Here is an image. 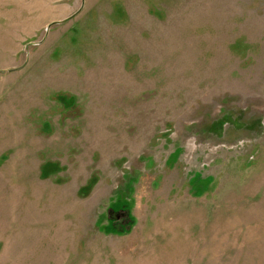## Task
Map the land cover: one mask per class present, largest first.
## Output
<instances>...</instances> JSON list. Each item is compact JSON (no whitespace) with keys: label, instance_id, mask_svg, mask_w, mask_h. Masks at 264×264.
I'll use <instances>...</instances> for the list:
<instances>
[{"label":"rangeland","instance_id":"1","mask_svg":"<svg viewBox=\"0 0 264 264\" xmlns=\"http://www.w3.org/2000/svg\"><path fill=\"white\" fill-rule=\"evenodd\" d=\"M0 264H264V0H0Z\"/></svg>","mask_w":264,"mask_h":264},{"label":"water","instance_id":"2","mask_svg":"<svg viewBox=\"0 0 264 264\" xmlns=\"http://www.w3.org/2000/svg\"><path fill=\"white\" fill-rule=\"evenodd\" d=\"M54 24H57V23H53V24H51V25L49 26V28H50L52 25H54Z\"/></svg>","mask_w":264,"mask_h":264}]
</instances>
